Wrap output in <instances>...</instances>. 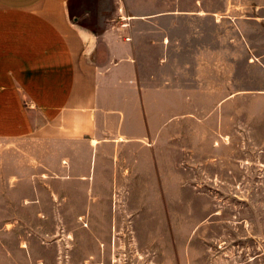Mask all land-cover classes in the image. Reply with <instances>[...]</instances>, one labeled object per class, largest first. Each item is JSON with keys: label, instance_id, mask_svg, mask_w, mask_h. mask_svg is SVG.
Returning <instances> with one entry per match:
<instances>
[{"label": "crops", "instance_id": "crops-1", "mask_svg": "<svg viewBox=\"0 0 264 264\" xmlns=\"http://www.w3.org/2000/svg\"><path fill=\"white\" fill-rule=\"evenodd\" d=\"M70 2L0 0V170L11 157L14 182L54 174L61 192L124 198L117 177H156L170 124L179 152L181 117L222 119L238 99L234 57L264 95V0H104L98 29Z\"/></svg>", "mask_w": 264, "mask_h": 264}, {"label": "rangeland", "instance_id": "rangeland-1", "mask_svg": "<svg viewBox=\"0 0 264 264\" xmlns=\"http://www.w3.org/2000/svg\"><path fill=\"white\" fill-rule=\"evenodd\" d=\"M103 1L71 0V14L98 29ZM233 59L244 85L238 99H228L222 119L219 111L181 117L179 152L170 124L174 143L157 153L156 177H117L124 198H87L93 185L71 180L61 192L54 174L14 182L8 157L0 264H264V95L247 58ZM201 107L195 116L207 114ZM96 187L108 195V184Z\"/></svg>", "mask_w": 264, "mask_h": 264}]
</instances>
